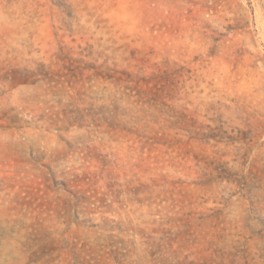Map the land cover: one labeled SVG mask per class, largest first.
<instances>
[{
  "label": "rangeland",
  "instance_id": "374dc122",
  "mask_svg": "<svg viewBox=\"0 0 264 264\" xmlns=\"http://www.w3.org/2000/svg\"><path fill=\"white\" fill-rule=\"evenodd\" d=\"M0 264H264V0H0Z\"/></svg>",
  "mask_w": 264,
  "mask_h": 264
}]
</instances>
